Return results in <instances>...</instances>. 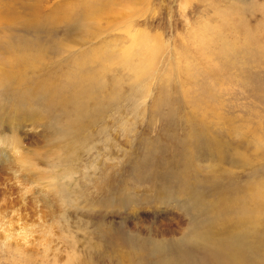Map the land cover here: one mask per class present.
Masks as SVG:
<instances>
[{
  "label": "rangeland",
  "instance_id": "rangeland-1",
  "mask_svg": "<svg viewBox=\"0 0 264 264\" xmlns=\"http://www.w3.org/2000/svg\"><path fill=\"white\" fill-rule=\"evenodd\" d=\"M141 263L264 264V0H0V264Z\"/></svg>",
  "mask_w": 264,
  "mask_h": 264
},
{
  "label": "bare ground",
  "instance_id": "bare-ground-1",
  "mask_svg": "<svg viewBox=\"0 0 264 264\" xmlns=\"http://www.w3.org/2000/svg\"><path fill=\"white\" fill-rule=\"evenodd\" d=\"M57 120V119H56ZM64 133V132H63ZM17 140V139H16ZM22 142V141H21ZM13 143V142H12ZM11 143V144H12ZM17 144H20V143H17ZM11 148H12V146H10ZM13 147H14V145H13ZM18 147H20L19 145H18ZM4 148H6V147H4ZM21 149V148H20ZM4 151V150H3ZM22 151V150H21ZM2 152V151H1ZM11 152V151H10ZM23 152V151H22ZM4 153V152H3ZM16 154V153H15ZM7 157H8V155H6ZM20 155L18 154V156H17V154L14 156V158L13 159H10L9 157H8V159L10 160V163H11V165H12V167L14 168V169H16V170H18V171H26V170H32V169H35V165H33V163H34V157L31 155V153L28 155V154H22L20 157H19ZM36 164V163H35ZM21 173V172H20ZM27 173V172H26ZM26 175V174H25ZM27 176V175H26ZM47 176H48V174H47ZM42 178V177H41ZM40 178V180H42ZM29 181L30 182H32V183H34V182H38V178H36V177H33L32 175H30L29 176ZM191 210V209H190ZM207 244H209V242L207 243ZM207 244H205V246L204 247H202V250L203 251H205L208 255H210V256H213V254H212V252H211V250H210V248L211 249H214V250H217V251H219V252H221L222 250H223V247H220V248H212V246L211 245H207ZM165 244H150V249H151V251H153V250H155V249H158V248H161V247H163ZM153 249V250H152ZM181 249V248H180ZM146 250V249H145ZM169 250V249H168ZM161 251V250H160ZM183 251V250H182ZM156 252V251H155ZM179 252V251H178ZM148 253V252H147ZM174 254H176V253H174ZM181 254V253H180ZM180 259V258H179ZM184 259V258H183ZM214 259V258H213ZM177 260V259H176ZM172 261V260H171ZM142 264V263H141ZM175 264V263H174Z\"/></svg>",
  "mask_w": 264,
  "mask_h": 264
},
{
  "label": "water",
  "instance_id": "water-1",
  "mask_svg": "<svg viewBox=\"0 0 264 264\" xmlns=\"http://www.w3.org/2000/svg\"><path fill=\"white\" fill-rule=\"evenodd\" d=\"M41 103H42V101L41 100H38L37 106L39 107ZM42 119H44V123H43V128L44 129H48V127L50 126V124H55V122H56V117L53 116L51 113H50V115L47 113L46 115H44V118H42Z\"/></svg>",
  "mask_w": 264,
  "mask_h": 264
}]
</instances>
